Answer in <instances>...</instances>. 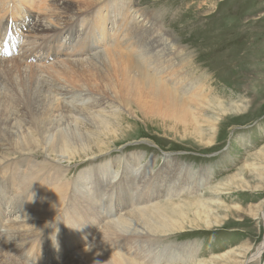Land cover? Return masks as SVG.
I'll return each mask as SVG.
<instances>
[{"label":"rangeland","instance_id":"obj_1","mask_svg":"<svg viewBox=\"0 0 264 264\" xmlns=\"http://www.w3.org/2000/svg\"><path fill=\"white\" fill-rule=\"evenodd\" d=\"M19 1L20 13L24 14L26 19L25 13L30 15L31 20L47 13H43V6H40L45 5L42 0H34L31 3L27 0ZM65 1L69 4L71 2L70 8H76L78 5L75 4L77 0ZM89 1V8L77 15V19L82 16L91 19L98 12L108 18L105 30L107 40L102 41L100 45L94 42L91 46L90 53L96 54L110 47L106 41L114 38L116 28L126 17V9L122 10L123 1L130 0H114L117 4L114 7L108 6L107 1L104 4V0H98L96 3V0ZM135 1L144 11L157 16V24L167 30L170 44L173 48L176 47L175 53L179 55L177 58L172 56L177 65L180 59L185 58L181 71L186 83L193 86L194 82L198 81V89L205 87L211 92L209 97L213 100L212 103H205L203 109L194 111L189 126H186L171 108L168 117H164V106L155 104L158 101L152 97L143 98L148 100L144 104L138 105L135 102L127 106L122 99L116 100L113 97L114 92L109 90H105L106 94L88 91L85 83L77 82L82 79V71L73 74L72 70L61 69L69 57L71 60L83 58V61L91 58L92 54L82 55L81 50H76L77 47L67 48L58 58L50 57L52 59L45 61H36V58L31 56L22 61L19 56L24 55V50L28 47L25 46L23 50L19 47V56H8L13 57L12 62L15 64L10 65L15 68L11 72L13 76L4 73V70L0 71V79L5 83L4 88H7L6 93L12 95L17 91L18 98L27 103V100H31L35 95V91L41 92V100L44 98L41 103L45 102L47 108H57L55 116L51 118L52 123L58 125L57 129L71 138L81 135L85 127L84 119L86 122L91 120V124L97 123L96 120L101 118L100 111H108L107 114L113 113L112 117L118 118V129L112 134L106 132L105 135L98 131L99 141L93 143V150H96L98 145L107 146L108 150L95 154L99 155L98 157L90 154L78 162H64L63 166L56 161L52 167L53 171L55 168V171L66 174L70 186L78 187L79 197L88 201V207L91 209H87L86 214L95 224L93 231L99 229L100 220L94 216H110L111 211H106L111 210L115 205L111 206L117 204L118 200H129L131 208H136L132 204L138 203L137 197L147 194L151 195V200L148 199L144 204L158 202L162 198L170 201L181 200L186 204L181 215L176 213L177 216L170 218L166 232L156 234L165 238L157 240L152 235L144 238L131 236L133 243L126 252L128 257L139 262L145 261V264H154L161 257L162 260L157 264H245L246 261V264H264V250L259 259L249 261L264 243V0ZM101 4H104L103 7H100ZM2 13L3 11H0V15ZM23 19L20 17L13 20L18 37L20 28L22 30L21 42L30 34L28 26L22 28L18 25ZM102 26L98 21L97 29L93 32L96 34L101 31ZM78 34L82 37V34ZM145 43L142 42L133 55L141 59L139 52ZM53 49L54 41L51 50ZM68 51L71 56H64ZM0 56L3 58L7 55ZM12 77L15 81H12ZM105 79L97 80V85L103 86ZM221 102L224 103V109L230 110L221 111ZM68 105L84 110L80 114H68L73 117L66 120L60 116V110ZM19 106L18 103L10 104L7 109L14 111L18 110ZM2 111L7 113L4 107ZM42 120L44 122V119ZM31 123L32 120L29 121V124ZM30 131L37 136V130ZM0 138L7 140L1 131ZM45 154L47 153L41 152L39 158H36L37 161L41 162L49 156ZM49 168L46 167L45 170L49 171ZM143 172L147 173V180L152 184H149L147 189L143 187L141 191V187L136 189L131 185L133 180L130 181L128 177L135 178ZM79 183L81 185H78ZM37 196L39 197L38 194ZM37 196L32 193V201ZM201 197L208 200L209 207L197 211L198 204H187ZM1 208L0 204V212L4 209ZM114 209L112 218L118 219V212L122 210L117 207ZM100 210L106 214L103 215ZM125 212L127 211L122 214ZM15 214L10 210L11 217ZM66 214L67 212H63L52 223L53 230H57L58 220L59 223L66 224L68 217L63 220ZM7 223L6 220L3 226ZM48 224L46 221L40 223L36 230L37 236L29 241L25 251L34 247L33 240L50 236L49 233H44ZM4 229L5 227L2 228ZM89 237L94 239L91 235ZM71 238L75 239L76 243H72L70 239L67 250L62 249L68 254L67 259L75 256L84 264H92L81 253L89 243L81 246L80 237ZM76 244L81 247L75 248ZM12 253L14 254L13 251ZM159 256L161 257L156 259L157 261L154 260ZM15 258L18 259L17 256ZM23 258L19 257L21 261ZM22 263L28 264L25 260Z\"/></svg>","mask_w":264,"mask_h":264},{"label":"bare ground","instance_id":"obj_2","mask_svg":"<svg viewBox=\"0 0 264 264\" xmlns=\"http://www.w3.org/2000/svg\"><path fill=\"white\" fill-rule=\"evenodd\" d=\"M27 1L31 3L34 0ZM42 1L45 2V5H40L43 6V13L47 11L45 16L38 15V17L36 16L31 20L30 15L23 10L27 19L24 17L18 24L22 28L28 26L30 29L28 38L22 42L19 40V47L22 50L25 46L28 47L24 50V55L20 52L16 53L18 56L21 54L19 57L22 58V61L28 59V56L35 57L36 61L52 59L50 57L58 58L61 56V50L65 52L67 48L74 49L76 47V50H81L82 55H84L90 53L94 42H96V45H100L102 41L107 40L108 36L105 30L107 29L108 18L105 14L98 12L91 19L87 18V16L77 19V15L89 8V0H77L75 3L78 4L76 8H70L71 2L69 4L65 0ZM123 3L122 10L126 9V17H124V21H121L120 26L116 28L114 38L106 41V44L110 45V47L98 51L96 54L90 53L92 54L91 58L87 61H83V58L72 60L70 57L67 58L61 68L62 71L72 70L73 74L77 71H82V79H78L77 82L85 83L88 91L106 94L105 90H109L114 92L113 97L116 100L122 99L127 106L130 103L135 104V102L138 105L144 104L148 100L143 98L152 97V99L158 101L155 104L159 103L161 107L162 105L164 106L165 113L163 111L161 115L164 113L163 116L168 117L171 108L175 111V115H178L183 123L189 126L191 124L190 120L193 119L192 114L194 111L203 109L206 106L205 103H212L213 100L209 97L211 92H208V88L205 87L198 89L197 87L200 85L198 81H195L193 86L186 83L181 71L185 64V58L180 59L178 65L174 61L172 56L175 58L179 56L175 53L174 49L176 47L173 48V45L170 44L167 30L157 24L158 19H155L157 16L146 10L144 11L140 8V4H136L135 0L123 1ZM103 5L101 4L100 7H103ZM82 8L85 10H81ZM64 14H67V16H64ZM98 21L103 26L101 31H97L95 34L93 31L97 29ZM0 31H3L1 22ZM13 33L17 35V27L13 30ZM76 33L82 34L81 39L77 40ZM98 35H101V37H98ZM64 37L67 40H64ZM35 41L38 42L35 43ZM53 41L54 49L51 50ZM142 42L146 43L139 52V55L142 56L140 59L133 53L137 52ZM73 45L75 46L72 47ZM69 54L70 51L65 53L64 56H71ZM4 57L1 58L0 56V71L4 70V73L7 72L13 76L11 72L15 68L10 66L15 65L12 62L13 57ZM34 78L36 77L34 76ZM103 79H105V84L103 86L97 85L98 82L96 81H103ZM12 81L15 80L13 79ZM4 84L2 79H0V131L7 139L0 138V204L7 209L0 213L1 222L4 223L7 220L8 223L5 225L4 230L0 226V264H24L19 257L23 258L25 246L28 245L34 236H37L36 230H38L40 223L48 222L49 224L46 226V232L44 233L53 235V231H56L52 229L51 225L63 212H67L66 223L70 222L73 224V230H76L75 233L74 231L71 233V237H80L79 244L81 246L90 240L86 248L80 251L84 258L92 264H145V261L139 262L136 261L137 259L127 256V250L132 247L133 242L131 240L136 235L142 238L150 235L156 239L164 237L156 234L162 231L166 232V226H169L170 218L177 216L176 213L181 215L186 204L181 200L170 201L163 200V198L162 200L157 199L158 202L153 201L152 203L146 202L144 204L148 199L151 200V195L147 194L137 197L138 203L136 205L131 203L136 208H131L129 200L123 199L125 200L124 202L118 200L115 206L122 210L118 212V219L112 218V213L110 216L106 215L100 218L99 229L93 231L95 224L86 214V210L91 209L88 207V201L79 197L80 189L78 187L70 186L71 183L67 180L66 174L55 171V168L53 171L52 167L56 161H59L60 166H63L64 162H78L87 158L90 154L95 155L108 150L107 146L102 145H98L96 150H93V143L99 141L98 131H102L103 135L106 132L110 134L115 132L120 125L118 118L112 117V115L114 116L113 113H110L111 115L107 114L108 111L105 112L104 110V113L100 111L99 115L101 118L96 120L97 123L91 124V120L86 122L84 119L83 124L85 127L82 129V133L80 131L81 135L71 138L61 130L59 131L57 129L58 125L52 123L53 120L51 118L55 116L57 108H54V106L47 108L45 102L41 103V101H44V98L41 100V92L35 91V95L31 97V100L29 98L27 103H25L22 98H18L17 91L12 95L6 93L7 88H4ZM28 92L30 94V90ZM68 95H70V92ZM17 103L20 104L18 110L15 107L14 111L7 109L10 104L14 105ZM99 104L101 105V103ZM119 105L122 107L120 101ZM223 105L224 103H219L221 111L227 112L230 110L224 109ZM3 107L7 110L6 114L2 111ZM83 110L68 105L62 107L60 110L61 115H59L66 118V120H71L73 116H68V114L72 115L74 112L80 114ZM42 119H44V122ZM30 120H32L31 124H29ZM30 130H37V136L30 133ZM53 131L54 133H52ZM90 148L92 150H89ZM41 152L47 153L45 155L49 156L38 162L36 158H39ZM98 156L95 155L93 157ZM46 167H50L49 171L45 170ZM128 179L130 181L133 180L131 185L136 189L141 187V191H143V187L147 189L150 186L149 184H152L151 181L148 182L147 173L144 172L136 175L135 178L128 177ZM78 185H81V183ZM32 193H36V196L38 194L39 197L37 196L32 201ZM141 203L143 205H140ZM191 203L198 204L197 211L201 210V208L203 210L204 207H209L208 200L202 197L195 202L187 204ZM10 210L12 213H16L12 217ZM123 211H127L125 212L126 215L122 214ZM59 212L60 214H58ZM5 218L7 219L5 220ZM62 224L65 223L63 222ZM90 234L93 235V240L90 239ZM131 236L134 237L131 239ZM145 239L147 238L145 237ZM15 246H18V248L14 249ZM263 250L264 243L250 257L249 261L259 259ZM12 251L17 252L18 259L15 258L16 256ZM160 257H155L154 260H158ZM162 258L158 261L156 260L157 262L154 264L159 263ZM79 259L73 256L63 264H84ZM166 259L168 260V258Z\"/></svg>","mask_w":264,"mask_h":264}]
</instances>
